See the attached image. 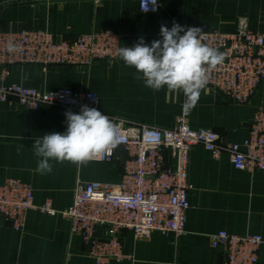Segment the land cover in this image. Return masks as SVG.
Returning a JSON list of instances; mask_svg holds the SVG:
<instances>
[{
  "label": "crops",
  "instance_id": "0c3cea01",
  "mask_svg": "<svg viewBox=\"0 0 264 264\" xmlns=\"http://www.w3.org/2000/svg\"><path fill=\"white\" fill-rule=\"evenodd\" d=\"M157 12L141 10L139 0H0V32L42 29L55 36L113 29L122 47L162 39L160 27L181 26L203 31L232 32L239 19L264 34V0H160ZM135 69L119 59L100 60L88 67L36 64L11 67L8 82L40 90L69 87L98 95L100 110L126 121L161 128L172 127L183 110V92L166 87L154 91L134 79ZM264 105V80L245 103H235L209 89L200 90L189 112L193 129L207 128L220 134V142H242L256 110ZM73 109L47 105L30 109L14 98L0 101V182L17 178L30 184L34 203L51 200L55 214L31 209L24 228L16 231L0 217V264H97L78 235L70 234L60 212L73 200L77 180L118 183L124 153L113 161L83 163L51 161L50 173L36 171L35 138L67 130L65 112ZM188 173L189 209L185 233L165 235L154 230L136 237L131 230L121 234V260L105 264H223L222 248L210 244L219 230L235 234H260L264 238V175L259 170L237 169L227 152L215 157L202 144L190 149ZM258 264H264V242Z\"/></svg>",
  "mask_w": 264,
  "mask_h": 264
},
{
  "label": "built area",
  "instance_id": "2783aa9c",
  "mask_svg": "<svg viewBox=\"0 0 264 264\" xmlns=\"http://www.w3.org/2000/svg\"><path fill=\"white\" fill-rule=\"evenodd\" d=\"M139 5L142 11L155 13L161 2L139 0ZM203 35L204 44L224 54L222 63L210 69L203 89L245 103L264 80V34L241 18L232 32L213 30ZM121 47L118 33L109 28L73 38L42 29L0 32V101L14 98L30 109L54 105L79 113L81 106L87 105L101 111L98 95L92 91L69 87L40 90L7 79L17 64L88 67L96 61L119 59ZM185 99L183 94V103ZM102 113L117 126L118 142L91 160L113 161L121 150V180H77L71 204L60 212L69 223L70 234L80 236L97 264L123 258L121 234L125 230L133 231L136 237H146L154 230L174 236L185 233L190 206L187 167L193 145L202 144L215 157L225 151L237 169L259 170L264 175V105L252 117L247 137L240 143L225 144L212 129H193L184 109L169 128ZM31 209L57 212L49 199L40 205L34 203L30 184L17 178L0 182V217L13 229L24 228ZM263 242L260 234H235L224 229L210 235L211 246L225 253L223 264H258Z\"/></svg>",
  "mask_w": 264,
  "mask_h": 264
},
{
  "label": "clouds",
  "instance_id": "9594fccd",
  "mask_svg": "<svg viewBox=\"0 0 264 264\" xmlns=\"http://www.w3.org/2000/svg\"><path fill=\"white\" fill-rule=\"evenodd\" d=\"M204 31L181 26L175 21L171 29L160 27L162 39L145 43L143 37L132 46L118 49L126 67L134 68V79L154 91L183 92L185 111L194 107L200 90L209 81V71L222 63L224 54L202 41ZM67 130L50 132L35 138L32 147L39 157L36 171L50 173L51 161L83 163L99 158L118 142L117 126L96 108L82 105L79 113L65 112Z\"/></svg>",
  "mask_w": 264,
  "mask_h": 264
},
{
  "label": "rangeland",
  "instance_id": "374dc122",
  "mask_svg": "<svg viewBox=\"0 0 264 264\" xmlns=\"http://www.w3.org/2000/svg\"><path fill=\"white\" fill-rule=\"evenodd\" d=\"M26 64H35V63H26ZM36 65H39L43 70H46L49 66H51V64L50 65H47L45 68L42 66V65H40V64H36Z\"/></svg>",
  "mask_w": 264,
  "mask_h": 264
}]
</instances>
